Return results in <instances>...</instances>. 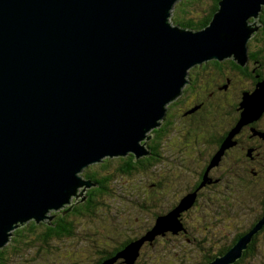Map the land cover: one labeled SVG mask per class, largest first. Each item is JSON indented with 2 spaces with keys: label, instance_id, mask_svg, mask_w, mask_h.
<instances>
[{
  "label": "water",
  "instance_id": "obj_1",
  "mask_svg": "<svg viewBox=\"0 0 264 264\" xmlns=\"http://www.w3.org/2000/svg\"><path fill=\"white\" fill-rule=\"evenodd\" d=\"M176 1L0 0V248L28 221L48 222L51 212L86 199L96 185L82 173L90 164L147 154L144 139L191 67L229 57L245 64L258 29L249 18L259 17L264 0H219L199 30L168 21ZM262 83L244 93L240 119L218 152L261 113ZM187 196L117 254L133 264L146 240L181 230L178 216L195 199ZM263 223L208 264L235 262Z\"/></svg>",
  "mask_w": 264,
  "mask_h": 264
},
{
  "label": "flooded vegetation",
  "instance_id": "obj_2",
  "mask_svg": "<svg viewBox=\"0 0 264 264\" xmlns=\"http://www.w3.org/2000/svg\"><path fill=\"white\" fill-rule=\"evenodd\" d=\"M263 14L264 8L257 20V32L252 34L246 43L247 53L248 51L250 53L251 51H255L257 56L256 60L254 61L248 53L245 64L239 65L235 59L229 57L227 60L234 61L236 65H228L221 74L213 72L216 71L212 69L213 63H204L191 67L188 71L187 83L178 98L168 104L166 109L167 118L165 119L164 117L161 122L163 125L166 122L172 124L179 121V127L177 129L172 127L174 128L172 133L170 135L165 134L161 138L160 144L157 145L158 147L154 146V148L156 147L162 152V154H157V156L167 160V163L170 160L174 161L176 163L172 165L178 164L179 167L180 179L176 182L178 184L177 188L175 187L176 189H174L171 182L166 183V185L162 183L160 187L164 190L165 194H168L169 191L171 193L175 192L176 194L178 191H181L179 197L175 198L170 206L165 209L166 213L176 207L183 196L185 197L186 194H191L195 190H197V193H195L194 197V210L207 209L210 213L213 212L212 210H216L214 213L218 217L222 216V211L219 210L229 211L235 207H240L242 210H249L250 215L248 221L245 220L246 224H241L240 226L233 224L234 235L231 234L229 236V242H234V237L238 233L247 231L261 210H264V108L257 117L247 121L231 136L230 140L232 142L230 141L229 145L223 150L224 156L221 157V163L225 162V158L229 156L230 158L226 160V163L229 160L231 161H229L230 163L234 162L238 166L237 170L228 171L227 164L225 171L220 170L219 167H211L206 175L205 173L211 158L218 152L221 144L240 119L242 112L241 101L244 93H252L259 87L260 84L258 85V83L264 82V19L261 18ZM206 67L209 72L205 71ZM250 72L252 74L255 73L254 76L256 79H254V76H250ZM191 128L195 129L191 130ZM172 135L177 136V141L168 143L169 136ZM146 147L149 153L155 154L150 144L146 145ZM171 149L172 151L170 152ZM188 161L197 163L200 166L193 170L188 165ZM216 169L220 173L219 177L214 174ZM212 171H214L213 174ZM222 178L224 183H227L225 190L228 192L224 193L225 196L220 197V192L216 193L214 190L216 189L215 184ZM161 193L162 197H164V193L162 191ZM233 193L238 194V196H234V199H232ZM216 195L217 198H215ZM201 196L204 197L202 201L204 203L199 204L197 202H199ZM67 207L65 206L60 210L51 212V220L59 221L61 218H75V221H72L73 234L70 239L66 240L69 243L76 237L82 238L78 234L80 228L88 227L93 229L94 232L86 238L91 243L92 248H94V254L91 252L86 259L76 255H69L66 259L70 260L61 259L59 255L53 253L52 241L54 244L55 242L52 240L48 251L46 248L40 249L39 247L33 249L37 257L46 259L42 264H78L77 262H80L79 264H101L103 262V254L105 253L104 250L111 251L113 249L112 251H115L117 249L116 247L124 243H129L128 240L131 238L132 229L135 227V225H133V228L130 227V224L135 222L134 217H130V215L132 216L130 210H109L114 223L119 221V214L125 212V216L129 215V218H125L128 221L127 225L124 226H121V221H119L118 226L107 222L104 219L105 217L102 216L103 214L98 212L99 221L102 220L104 222L99 226L78 221L81 219L78 217V214L72 212V210H64ZM104 211L103 213L105 214ZM218 217L215 219H218ZM43 222L47 221L40 223L43 224ZM154 222L155 220L152 221L149 227L153 226ZM112 225H114L113 229H111ZM124 231L128 235L123 234ZM179 231L177 234L171 231L168 232L187 237L185 235L187 233L186 230H182L183 232ZM168 232L165 233L168 235ZM14 236L16 243L20 242L18 239L19 235ZM224 238L226 240L227 237ZM186 239L188 242L196 241V238L192 237V235L190 239L188 237ZM252 240L253 238L249 243ZM207 241L210 242V240ZM106 244L107 246H105ZM252 245H255V243ZM122 249L116 250L112 257ZM50 250L52 251L50 252ZM209 251L212 252L211 249H206L204 254L209 253ZM248 258L249 255L244 257L240 264ZM115 264L127 263L125 260H117Z\"/></svg>",
  "mask_w": 264,
  "mask_h": 264
},
{
  "label": "trees",
  "instance_id": "obj_3",
  "mask_svg": "<svg viewBox=\"0 0 264 264\" xmlns=\"http://www.w3.org/2000/svg\"><path fill=\"white\" fill-rule=\"evenodd\" d=\"M184 1H187V3H192V2H196L198 0H184ZM211 1L212 2H211L210 10L206 11L207 14L205 13L204 14L205 16H203L202 13H197V14H195L196 19L191 18L190 16H187V10H184V6L182 5L183 7L179 8V12L176 11V14L172 17V19H171L172 23H174L176 25H180V26L185 27V28L193 29V30H199V29L204 28L205 26H207L209 24L214 12L218 8L219 0H211ZM182 3H183V1H181L180 6ZM263 8H264V5L262 6L261 11L263 10ZM261 11L259 12V15H260ZM183 14H186V16H184ZM261 18L264 19V14L262 15ZM257 30L254 33H256ZM248 53H249V55H251V58L255 61L257 58L256 52L251 51V53H250L248 51ZM248 53L246 52L247 57H248ZM204 63H213L212 69L216 70L213 72H218V74L223 73L224 69L228 65H230V66H232V64L236 65L234 61L227 60V58H225L223 60L211 59V60L204 61V62L197 64V65H201ZM239 65H241V64H239ZM194 66H196V65H194ZM237 68H239V67H237ZM207 70H208V68L206 67L205 71H207ZM207 72H209V71H207ZM254 74H252V72H250V76H254ZM254 79H256L255 76H254ZM166 115L167 114L165 112V115H164L165 119L167 118ZM172 127H175L176 129L179 127L177 121L172 123V124H170V122L163 123V125L160 124L159 126L155 127L152 130V133L154 136L153 137L151 136L147 140L146 145L150 144V146L153 147V152L155 154H151L148 152L145 155H142L140 157H136L133 153H128L124 156L113 157V158H115L114 159L115 162L117 161L116 166L114 164L111 166V164L109 163L111 158L109 159V157L103 158L101 160V162H98L97 164L93 163V164L89 165L86 168V171L83 172V175H84V177L91 178L93 180V182L96 183V185L91 186L86 190V195H87L86 199H84L83 201H79L73 205V207L71 209L72 212L77 213L78 217L81 218L78 221H80V222L84 221V223H87V222L88 223H97V222H99L98 211L96 212V210L98 209V207L100 205H105L103 203L104 202L103 196H106L107 194H109V192H111V190L109 191V189L111 186L110 184L112 182H118L119 183L121 181V185L125 186L123 188L127 190V186H128L129 182H132V183L136 182L135 181L136 177L148 176L150 173V176H152L151 182H154V184H149L148 187L146 188V192H144V193L138 192V188L137 187L134 188V186L132 184V185H130V188H134V189H132V190L129 189V191L127 190L128 195L136 196V197L140 196V198L142 200H145V202L150 201V202H156V203H157L158 197L159 196L162 197L161 191L164 193V195H167V194H165L164 190L160 188L161 184L163 183V185H166L165 183H168V182L176 184V180L180 179L179 178V167H178V164L172 165L173 163H176V162L170 160L169 163H167V160H165L164 158L161 159L159 156H157V154H162V152L160 150H158L156 147H158L157 145L160 144L161 138L165 134L170 135L172 133V131L174 130V128H172ZM194 129L195 128H191V130H194ZM176 137H177L176 135L169 136L168 143L176 142L177 141ZM154 146H156V147L154 148ZM171 151H172V149L170 150V152ZM106 164H108V165H106ZM114 166H115V169H114ZM159 166H160V168H158L157 170H155V171L152 170V169H156ZM207 170H208V166H207ZM156 176H157V179H156ZM149 182L150 181H148V183ZM150 185H152L154 187H152ZM149 191H152L154 193L151 192L152 194L148 195L147 192H149ZM122 194H123V192H122ZM144 204H146V203H144ZM101 207H103V206H100L99 208H101ZM140 208H142V207H140ZM140 211H143V210H140ZM164 212H166V210L164 211L162 209H161V211H159V213L152 212L151 213L152 214L151 219L148 222V224L145 227H141L140 228L141 230L133 232L131 234V238H129L128 241L131 242V241L141 237L149 228L152 227V226L151 227H149V226L152 224V221L155 220L156 215L157 214L160 215V213L162 214ZM196 213H203V214L206 213V215H208V213H210V211L207 209L197 210ZM257 218L253 221V224L251 225V227L247 231L245 230V232L243 231L242 233H238L237 236L234 237V239H235L234 242L233 241L228 242L227 244H225L223 247L219 248L218 250H215L212 252L209 251V253H206V254H201L202 261H200L199 264H208L210 259H213L215 256L220 255V254L228 251L229 249H231L242 236H244L247 232H249L256 225L257 222H259L262 218H264V210H261V212L258 214ZM72 221H75V218H69V219L61 218L59 221L50 220L49 223L43 222V224H41L40 222H39V224H37L33 220L28 221L21 228L14 230V232H15L14 235H19V237L18 236L17 237L20 240V242L16 243L15 236L12 235L9 243L6 244L5 247L0 248V264H16L15 262L21 261V260H23L24 257H26L25 251L33 250V249H36L38 247L40 249L46 248V250L48 251L49 247L51 246L52 240H54V242H55V244H54L52 241L53 253L58 254V252H60V254H62V256L59 255L61 257V259L68 258L69 255H71L70 252L68 251V248L64 247L65 248L64 249L60 245H62L64 243H66V245H67L68 241H66V240L70 239L71 235L73 234ZM218 224H221V223L219 222ZM134 225H135V227H137L136 224H134ZM181 232H183V231L181 230ZM123 234L128 235V233L126 231H124ZM159 236H164V235H157L154 238V240L152 241L153 242L152 244H154V242L156 240L158 242V239H160V238H158ZM237 237H238V239L236 240ZM252 238H253L252 242L248 243L247 246L245 248H243L242 255L238 259H236L235 262H233L231 264H240V262L243 261L244 257H246L247 255H249V258L246 260L245 264H251L254 262H257V264H264V223L261 226V228L252 235ZM254 243H255V245H252ZM126 244L124 243V244L116 247L117 249H115V251L120 249V248L122 249L124 247V245H126ZM256 248H257V250H256ZM112 250L111 251L104 250L105 253L103 254V258H102L103 261L106 260L107 258H110L115 253V251H112ZM47 251H45V252H47ZM154 255H155V253H154ZM154 255L151 254L147 258V261L148 260H149L148 262L152 261L154 258ZM155 257L158 260L160 256L155 255ZM138 258H141V256L137 257V259L134 261L135 264L137 263ZM77 263L79 264L80 262H77ZM18 264H21V262ZM195 264H197V263H195Z\"/></svg>",
  "mask_w": 264,
  "mask_h": 264
},
{
  "label": "rangeland",
  "instance_id": "obj_4",
  "mask_svg": "<svg viewBox=\"0 0 264 264\" xmlns=\"http://www.w3.org/2000/svg\"><path fill=\"white\" fill-rule=\"evenodd\" d=\"M181 1H183V3L180 6ZM211 2H212L211 0H198L196 2L187 3V1L178 0L175 2L174 6L170 10L168 21L170 22L172 17L176 14V11L179 12V8L180 7L182 8L183 6H184V10H187V16H190L191 18L196 19L195 14H197V13H202V15L205 16L204 14L206 13V11L210 10ZM183 15L186 16V14H183ZM253 20H255L257 23L258 18H253V17L249 18V21L252 22ZM171 24H174V23H172V21H171ZM262 82L258 83V85L261 84ZM236 84H238V83H236ZM242 110H243V108H242ZM253 113H255V112H251L250 114H253ZM178 122L179 121H177V123ZM150 132L148 134H150ZM151 136H152V133H151ZM144 140L147 141L146 139H144ZM230 141L232 142V140H230ZM230 141H226V142L230 143ZM223 156H224L223 151L221 153H220V151L218 153H215L213 155V157L211 158L212 160H214V158H215V163L212 167H219L220 170L225 171V169L228 166V171L237 170L238 166L234 162L230 163L231 161L229 160L230 162L227 161V163H226V160H228L230 158L229 156H227L225 158V162L221 163V157H223ZM107 157L108 156H106V158ZM103 158H105V157H103ZM109 159H110L109 163L111 164V166L113 164L116 166L117 161L115 162V160H114L115 158L109 157ZM232 160H233V158H232ZM99 162H101V160ZM97 163L98 162H96L94 164H97ZM187 163H188V165L191 166V168L193 170L200 166L199 164L194 163L192 161H188ZM108 164H106V165H108ZM115 166H114V169H115ZM86 168L83 172L86 171ZM158 168H160V166L157 167L156 169H152V170L155 171ZM210 169H211V167H209V169L206 171L205 175L207 174V172ZM213 172L214 171H212V174H213ZM214 174L217 177L220 176L218 169L215 170ZM189 176H191V175H189ZM151 178H152V176H150V173L148 176H141V177L138 176V177H136V180H135L136 182H133V183L129 182L128 183L127 190L129 191V189L132 190L135 187H137L138 192L144 193V192H146V188L148 187L149 184H154V182H151ZM156 179H157V176H156ZM148 181H150V182L148 183ZM176 182H178V180H176ZM132 184H133L134 188H130V185H132ZM171 184H173L174 189H176L178 186L177 183L176 184L171 183ZM226 184L227 183H224L223 178H222L218 183L215 184L216 189L214 190V192H216V193L220 192L219 193L220 197L225 196L224 193L228 192L227 190H225ZM110 185L111 186H110L109 191L111 190V192H109V194H107L106 196H103L104 197L103 203L105 205H100L103 207L99 208L100 207L99 206L98 209L96 210V212L98 211L100 214H103L102 216L105 217L104 219L107 222H111L112 224L118 226L119 221H121V223H122L121 226H124V225H127V221H128L125 218H129V215L125 216V212L123 214H119V217H118L119 221L114 223V221L111 219L112 214L109 213V210H125V211L130 210V212L132 213V216L130 215V217H134V220H135V222H132L130 224L131 225L130 227L133 228L134 224L137 225V227H134L132 229V233L141 230L140 229L141 227H145L148 224V222L151 219V215H152L151 213L152 212L159 213V211H161V209L165 211V209H167L170 206L171 202H173V200L175 198H178L179 194L181 193V191H178L177 194L175 192L171 193L169 191V193L167 195H165L164 197L159 196L157 203L156 202H150V201L145 202V200H142L140 198V196L136 197V196L128 195L127 190L123 188L125 186L121 185V181L119 183L118 182H112ZM169 185H170V183H169ZM92 186H94V185H92ZM150 186H152V185H150ZM152 187H154V186H152ZM196 191L197 190H195L193 193L194 194L197 193ZM122 192H123V194H122ZM151 192L152 191H149V192H147V194L149 195V194L154 193V192H152V193ZM188 194H186L185 196H187ZM234 196H238V194L233 193L232 199H234ZM215 198H217V195ZM187 200H189V198L185 200L184 196H183L180 199L178 206L181 203H187L188 202ZM203 200H204V197L201 196L199 198V202H197V203L202 204V203H204V202H202ZM194 201H195V199H194ZM144 203H146V204H144ZM193 206H194V202H192L189 206H187L185 209H183L180 212V215L178 216V220L181 223L182 230L187 231V233L185 235L189 239L192 235V237L196 238V241L188 242V240L186 239L187 237H185L183 235H181V236L180 235H174V234L166 231V232H168V235H167V233H165L166 235L164 234V236H159L158 238H160V239H158V242L156 240L154 242V244H152L153 243L152 240L151 241L146 240L142 244V246L139 250V256H141V258H138V261L136 264H195V263L199 264V262L202 261L201 254H204L206 249H211V251H215V250H218V248H221L225 244H227L229 242V236L231 234L234 235L233 224H235V226H237V225L240 226L241 224H246L245 220L248 221V218L250 215L248 212L249 210H242L240 207H235L229 211L219 210V211H222L221 212L222 216L218 217V215H216L214 213V212H216V210H212L213 211L212 213H208V215H206V213H204V214L203 213H196L197 210H194ZM140 207H142V208H140ZM173 209H171V210H173ZM103 210H105L104 212L106 215L103 213ZM140 210H143V211H140ZM203 210H205V209H203ZM165 213H162L160 215H164ZM217 217H218V219H215ZM216 220H218V221H216ZM46 221H47V219H46ZM237 221H238V223H237ZM219 222L221 224H218ZM103 223L104 222L101 220L97 223H89V224L101 226ZM114 225H112L111 229L114 228ZM92 232H94V231L91 228H88V227H83L82 229L80 228L78 234L81 235L82 238L76 237L72 242H70V243L68 242L67 245H66V243H64L60 246L62 248L67 247L68 251L70 252L71 255H76V256H79L81 258L86 259L91 254V252H93V254H94V248H92L91 243L86 238L90 234H92ZM180 232H181V230H180ZM11 237H10L9 241L11 240ZM224 237H227L226 240H224ZM207 240H210V242H208ZM9 241L6 244H8ZM6 244H5V246H6ZM105 246H107V244ZM104 248H106V247H104ZM50 251H52V250H50ZM154 253H155V255L160 256L158 260L155 257ZM151 254L154 255L155 259L153 258L152 261L148 262L149 260L147 261V258ZM25 255H26V257H24L23 260L15 262V263L18 264L21 262V264H42V262H44L46 260L43 257H37V255L35 254V252L33 250L25 251ZM56 255L62 256V254H60V252H58V254H56ZM119 255L116 254L114 257L111 256V258H114V261L109 263V264H115L117 260L118 261L125 260L123 257H120ZM65 260H70V259H65ZM245 263H246V261L243 262V264H245ZM251 264H257V262H254Z\"/></svg>",
  "mask_w": 264,
  "mask_h": 264
},
{
  "label": "bare ground",
  "instance_id": "obj_5",
  "mask_svg": "<svg viewBox=\"0 0 264 264\" xmlns=\"http://www.w3.org/2000/svg\"><path fill=\"white\" fill-rule=\"evenodd\" d=\"M261 84H263V83H261ZM261 84H260V85H261ZM260 85H259V87H260ZM259 87H258V88H259Z\"/></svg>",
  "mask_w": 264,
  "mask_h": 264
}]
</instances>
